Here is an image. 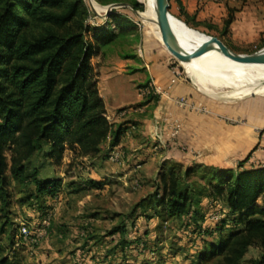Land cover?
<instances>
[{"label": "rangeland", "instance_id": "obj_1", "mask_svg": "<svg viewBox=\"0 0 264 264\" xmlns=\"http://www.w3.org/2000/svg\"><path fill=\"white\" fill-rule=\"evenodd\" d=\"M130 1L91 0L90 4L89 0H84L88 7L86 22L97 28V23L108 19L109 13L107 17L104 16L109 10L108 4L121 3V6L113 8L122 13L121 25L115 22L114 26L110 22V28L117 32L116 37L101 45L98 55L91 59L100 94L101 91L105 96L112 94L113 88L122 96V101L133 100L136 91L131 80L137 82L135 88L140 87L139 91L149 88L147 82L138 83L146 75L142 72L144 68L138 64L139 60L142 63L146 61L143 37L149 35L157 45L152 52L161 50V55L168 57L170 67L188 81L190 78L204 94L223 101L264 95L261 89L247 90L227 85L232 83L231 76L217 73L218 69L214 67H204L199 71L202 74L200 79L208 78L210 81L199 79L195 82L182 62L164 47L162 39L150 33V24L141 15L145 8L143 0H137L142 4V9H132ZM188 1L194 10L191 15L186 14L185 10L184 2L187 4ZM168 2L170 13L180 22L186 20L189 24L183 23L189 28L219 37L235 52L252 53L264 47V0ZM229 15L233 19L225 28ZM141 48L142 52H139ZM135 70L138 71L134 73ZM129 72L133 75L126 76L125 73ZM123 109L119 108L117 114H123ZM106 118L109 122L112 120L107 111ZM121 124L127 132V126H124V122ZM156 128L164 134V139L170 140L165 134L169 128L166 131L159 129L158 125ZM255 129L258 133L264 132V127ZM153 141L154 151L163 148L154 149L157 140L153 137ZM119 142L111 145L110 139L107 148L99 156L93 157L79 156L73 149L66 148L60 162L36 152L28 171L37 168L40 177H60L61 189L40 199L29 180L22 182L11 178L10 202L3 210L0 209V256L17 259L21 264H227L225 252L205 259H199L197 255L208 241H216L218 232L212 230L222 219L224 234L230 229L243 227V221L237 215L230 214L224 197L202 198L204 214L198 229L194 223H187L186 216L160 220L148 199L149 194L161 186L160 175L171 168L179 171L185 184L195 187L206 185L207 180L202 178V167L187 175L185 169L189 165L157 157L148 162L142 159L141 163L139 161L133 165ZM113 148L123 153L117 161L109 157ZM252 154L243 161V167L262 163L256 160L250 162ZM239 161H235L233 169L242 168L238 166ZM92 180L103 182L102 187L91 186ZM144 197H147L146 200L140 203ZM57 202L58 206L54 208ZM258 202L263 204L262 198ZM144 209L152 216L142 215ZM46 217L49 218L48 224L43 223ZM4 221L6 224L1 229ZM23 224L32 232L30 237H18L19 227ZM122 224H126L125 236L116 230ZM35 233L38 235L36 241L31 239ZM263 256V245L258 239H253L236 264H256Z\"/></svg>", "mask_w": 264, "mask_h": 264}, {"label": "trees", "instance_id": "obj_2", "mask_svg": "<svg viewBox=\"0 0 264 264\" xmlns=\"http://www.w3.org/2000/svg\"><path fill=\"white\" fill-rule=\"evenodd\" d=\"M130 4L132 9L143 8L137 0ZM87 9L84 0H0L1 210L10 202L11 178L29 180L40 199L61 189L60 177H40L37 168L28 171L36 152L54 162L61 161L66 148L93 157L101 153L109 135L115 145L124 132L122 124L113 127L106 118L91 63L101 45L116 37L110 22L120 26L122 13L111 10L97 28L86 22ZM232 19L231 15L226 18L225 28ZM249 155L238 162L239 170L187 166V175L202 167L206 185L196 187L182 182L179 171L171 168L160 175L161 186L149 194L160 220L186 216L187 223L198 229L204 214L202 198L222 196L230 214L243 221L242 228L226 234L222 233L223 219L216 223L212 231L218 232L217 239L198 251L199 259L225 252L226 263L236 264L253 239L264 247V164L243 167ZM90 185L101 188L103 182L92 180ZM260 198L263 204L258 202ZM142 215L152 216L145 209ZM116 230L125 236L126 224ZM0 264L21 263L2 255ZM256 264H264V256Z\"/></svg>", "mask_w": 264, "mask_h": 264}, {"label": "crops", "instance_id": "obj_3", "mask_svg": "<svg viewBox=\"0 0 264 264\" xmlns=\"http://www.w3.org/2000/svg\"><path fill=\"white\" fill-rule=\"evenodd\" d=\"M184 4L186 14L194 13L189 6L190 1ZM152 40L149 35H144L143 49L147 58L143 63L139 60L138 64L146 74L138 83L147 82V95L139 92L140 87L135 88V80H131L136 91L133 100L122 101V96L113 88L112 94L107 96L101 91L106 111L112 116L110 122L113 127L122 122L127 126L119 145L128 154L129 163L134 165L142 159L148 162L157 157L185 166L198 163L234 167L235 161L246 158L250 153H253L250 162L264 163V132L258 133L255 129L264 127V95L235 101L214 99L199 91L190 78L188 81L172 69L168 57L161 55V50L153 53L157 45ZM131 72L125 75H133ZM182 96L200 105V109L175 102V97ZM119 108H124L123 114H117ZM174 121L181 125L177 136L166 140L161 150L154 151L153 131L157 125L166 131ZM110 139L108 137L102 145V151ZM57 204L54 203V208Z\"/></svg>", "mask_w": 264, "mask_h": 264}, {"label": "bare ground", "instance_id": "obj_4", "mask_svg": "<svg viewBox=\"0 0 264 264\" xmlns=\"http://www.w3.org/2000/svg\"><path fill=\"white\" fill-rule=\"evenodd\" d=\"M89 2L91 4V0ZM143 2L145 8L141 15L150 24V33L161 38L160 29L156 20V2L155 0H143ZM170 19L174 30L173 43L179 49L184 51L191 49L206 38L202 32L189 28L173 15ZM181 62L187 68L188 73H190L195 82L202 76L199 71L203 70L204 67H214L218 69L217 73L231 76L232 83H227V85L236 88L244 87L247 90H264V62H236L222 54L217 46L193 55L188 61ZM201 80H206V82L210 81L208 78H203L199 81ZM198 87L202 90L200 86Z\"/></svg>", "mask_w": 264, "mask_h": 264}, {"label": "water", "instance_id": "obj_5", "mask_svg": "<svg viewBox=\"0 0 264 264\" xmlns=\"http://www.w3.org/2000/svg\"><path fill=\"white\" fill-rule=\"evenodd\" d=\"M90 1V0H89ZM156 2V20L160 29L161 39L164 47L168 52L173 55L179 61H188L195 54L206 51L209 48L217 46L222 54L230 59L240 63H254L264 62V47L258 51L252 53H238L231 50L219 37L214 35H207L200 43L195 47L188 50H181L173 43L174 30L172 28L170 17L172 14L169 11L168 0H155ZM109 10L106 11L105 17H107L109 11L117 6H121V3L108 4ZM184 22V21H183ZM185 23V22H184ZM186 24V23H185Z\"/></svg>", "mask_w": 264, "mask_h": 264}, {"label": "built area", "instance_id": "obj_6", "mask_svg": "<svg viewBox=\"0 0 264 264\" xmlns=\"http://www.w3.org/2000/svg\"><path fill=\"white\" fill-rule=\"evenodd\" d=\"M139 92L141 94H146L149 91H148V88L146 87V88L142 89ZM175 102H177L180 105H187V106H190V107H193V108H196V109H200V105H196L195 103L188 101L187 98L184 97V96L179 97L178 99H175ZM180 126L181 125H180V123L178 121L172 122V124L169 127V130L165 134L168 135L170 139L175 138L177 136L179 130H180ZM153 137H154V139L157 140V143L154 145V149H160V148L164 147V145L166 143V139H164V134L161 131L154 130ZM122 155H123L122 151H120L119 149L113 148L110 151V156L109 157H110L111 160L117 161V160L120 159V157ZM48 219H49L48 217L44 218L43 219V223L48 224ZM31 234H32V232L30 231V229H28L26 227L25 224H23L21 227H19L18 237L26 238L27 236L30 237ZM32 237L33 238H31V239L36 241L37 238H38V235L36 234V235H33Z\"/></svg>", "mask_w": 264, "mask_h": 264}]
</instances>
